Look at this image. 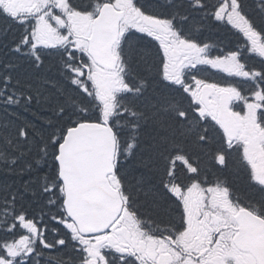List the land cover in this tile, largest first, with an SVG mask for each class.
<instances>
[{
    "label": "snow or ice",
    "instance_id": "snow-or-ice-1",
    "mask_svg": "<svg viewBox=\"0 0 264 264\" xmlns=\"http://www.w3.org/2000/svg\"><path fill=\"white\" fill-rule=\"evenodd\" d=\"M0 264H264V0H0Z\"/></svg>",
    "mask_w": 264,
    "mask_h": 264
}]
</instances>
